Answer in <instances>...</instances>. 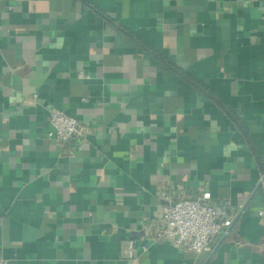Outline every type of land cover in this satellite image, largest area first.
I'll list each match as a JSON object with an SVG mask.
<instances>
[{"label": "crops", "instance_id": "0c3cea01", "mask_svg": "<svg viewBox=\"0 0 264 264\" xmlns=\"http://www.w3.org/2000/svg\"><path fill=\"white\" fill-rule=\"evenodd\" d=\"M49 109L86 136L50 141ZM262 177L264 0H0L9 264H264ZM204 192L244 206L212 253L147 240Z\"/></svg>", "mask_w": 264, "mask_h": 264}, {"label": "built area", "instance_id": "2783aa9c", "mask_svg": "<svg viewBox=\"0 0 264 264\" xmlns=\"http://www.w3.org/2000/svg\"><path fill=\"white\" fill-rule=\"evenodd\" d=\"M21 69L19 67L15 72L20 73ZM79 76L82 77V74ZM49 121L48 138L61 147L83 139L88 131L77 118L60 109H49ZM259 189L264 191V177L259 181ZM211 197V192H204L197 198L162 196L161 215L144 226L147 240L167 242L184 252L201 254L209 249V254L212 253L215 241L229 235L244 206L235 208L229 203L225 206L213 205L208 203ZM259 215H264V208ZM129 249L132 256L136 251L133 242ZM0 264H9V260L0 255Z\"/></svg>", "mask_w": 264, "mask_h": 264}, {"label": "trees", "instance_id": "16d2710c", "mask_svg": "<svg viewBox=\"0 0 264 264\" xmlns=\"http://www.w3.org/2000/svg\"><path fill=\"white\" fill-rule=\"evenodd\" d=\"M179 73H181L180 71H178ZM184 76H185V74H184ZM187 77V76H186ZM189 77H187V79H188Z\"/></svg>", "mask_w": 264, "mask_h": 264}]
</instances>
